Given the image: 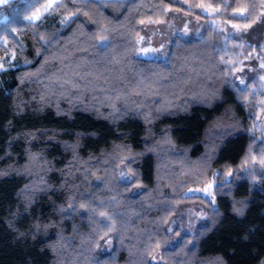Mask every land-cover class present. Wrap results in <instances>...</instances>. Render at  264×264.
Returning <instances> with one entry per match:
<instances>
[{"label":"trees","instance_id":"16d2710c","mask_svg":"<svg viewBox=\"0 0 264 264\" xmlns=\"http://www.w3.org/2000/svg\"><path fill=\"white\" fill-rule=\"evenodd\" d=\"M50 1L0 6V61L13 58L0 72V264H152L157 252L162 264H264V83L234 81L249 53L264 65V42L208 27L165 61L136 55L141 25L166 11L205 20L212 8L246 27L264 0H55L29 19ZM211 184L213 203L185 195ZM191 203L206 219L169 248L167 226ZM102 217L115 249L96 260Z\"/></svg>","mask_w":264,"mask_h":264},{"label":"rangeland","instance_id":"374dc122","mask_svg":"<svg viewBox=\"0 0 264 264\" xmlns=\"http://www.w3.org/2000/svg\"><path fill=\"white\" fill-rule=\"evenodd\" d=\"M55 0L48 2L40 11L29 19L37 21L46 14ZM200 12L207 16V19H198L194 16L178 11H166L165 18L155 23H143L140 27V34L137 39L136 55L142 60L165 61L171 46L190 40L203 38L208 27H216L224 39H232L252 46H260L264 42V16L252 26H240L215 18L218 13L212 8H200ZM234 17L242 19L244 13H235ZM105 40L101 41L104 45ZM13 58L0 61V72L11 67ZM264 65L255 52L249 53L247 58L241 62L240 67L234 74L235 83L240 86L246 84L255 77H260L264 83ZM260 128H264V111L256 120ZM119 181L129 183L131 177L125 167L121 165L118 170ZM214 184L204 189H190L186 196L201 197L212 202V189ZM140 190L133 189L132 194H137ZM213 203V202H212ZM206 219V209L200 203L183 204L177 208L176 214L171 218L167 232L169 234L168 247L172 248L182 235H193ZM101 222L107 229V235L101 239L95 249V258L100 260L113 255L115 249V234L113 225L108 218H101ZM152 264H162L160 255L157 252L151 259Z\"/></svg>","mask_w":264,"mask_h":264},{"label":"flooded vegetation","instance_id":"af4514ba","mask_svg":"<svg viewBox=\"0 0 264 264\" xmlns=\"http://www.w3.org/2000/svg\"><path fill=\"white\" fill-rule=\"evenodd\" d=\"M11 1L13 0H0V6H2L3 4H9Z\"/></svg>","mask_w":264,"mask_h":264},{"label":"snow or ice","instance_id":"6c2138e0","mask_svg":"<svg viewBox=\"0 0 264 264\" xmlns=\"http://www.w3.org/2000/svg\"><path fill=\"white\" fill-rule=\"evenodd\" d=\"M241 15H243V10H241ZM246 27H247V25H246Z\"/></svg>","mask_w":264,"mask_h":264}]
</instances>
